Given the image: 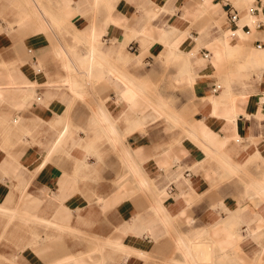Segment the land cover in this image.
Masks as SVG:
<instances>
[{
  "label": "crops",
  "instance_id": "crops-1",
  "mask_svg": "<svg viewBox=\"0 0 264 264\" xmlns=\"http://www.w3.org/2000/svg\"><path fill=\"white\" fill-rule=\"evenodd\" d=\"M261 1L0 0V264H264Z\"/></svg>",
  "mask_w": 264,
  "mask_h": 264
},
{
  "label": "bare ground",
  "instance_id": "bare-ground-1",
  "mask_svg": "<svg viewBox=\"0 0 264 264\" xmlns=\"http://www.w3.org/2000/svg\"><path fill=\"white\" fill-rule=\"evenodd\" d=\"M251 16H249V15H247V16H245V17H243L240 21H239V25H246V24H250V22H251ZM132 35V34H131ZM88 36V35H87ZM136 36V35H135ZM90 37V36H89ZM131 37V36H130ZM162 40H168L167 38H166V34H163L162 35ZM93 41V40H92ZM95 51V49L94 48H91V52L93 53ZM90 54V53H89ZM87 56V55H86ZM90 57H91V55H90ZM92 58V57H91ZM94 58V57H93ZM95 59V58H94ZM221 60V59H220ZM219 60V61H220ZM89 62V61H88ZM96 62V61H95ZM90 63H91V61H90ZM217 62H214V61H212V64H216ZM96 64V63H95ZM91 65V64H90ZM92 66V65H91ZM94 66V65H93ZM85 67V66H84ZM90 67V66H89ZM88 67V68H89ZM82 69V68H81ZM84 69V68H83ZM71 84H72V82H71ZM77 84V83H76ZM75 84V85H76ZM79 84H80V82H79ZM89 84V83H88ZM83 86V85H82ZM73 87V86H72ZM135 88H142V82H137V81H135ZM74 89V88H73ZM76 90V89H75ZM77 92H78V90H77ZM75 93V92H74ZM77 94V93H76ZM140 95V94H139ZM139 95H137V96H139ZM78 96V95H77ZM140 99L141 100H144V102H145V104H147V108H149V109H152L153 110V112L150 114V116L149 117H146V116H144L145 114L143 113V112H135V114H134V123H135V125L136 126H143L144 125V123L145 122H147L148 120H152L153 118H157V117H160V118H164L165 120H167V121H169V122H171V123H174V122H176V121H178V120H180L179 119V117L177 116V115H175V114H172V113H167V112H165L164 111V109H161L160 107H156V106H154V104H153V102L151 101V99H148V98H146V97H142V95H140ZM137 97L135 96L134 97V102H135V104L137 103ZM213 100V99H212ZM119 101H121V100H119ZM233 116V115H232ZM122 118H124V120H126V116L124 115V116H121ZM174 125V124H173ZM193 134V133H192ZM199 147V146H198ZM142 185V184H141ZM257 185V184H256ZM245 188H247V187H245ZM253 194H255V193H253ZM256 195V194H255ZM258 196V195H257ZM153 197V196H152ZM155 198V197H154ZM258 198H260V197H258ZM257 199V198H256ZM261 199V198H260ZM262 200V199H261ZM264 201V200H263ZM251 202V201H250ZM9 221H10V219H9ZM115 235H116V232L114 233ZM120 235V234H119ZM233 237V236H232ZM115 238H116V236H115ZM234 238V237H233ZM235 239V238H234ZM112 240V239H111ZM249 240V239H248ZM234 241H237L236 239L234 240ZM202 243V242H201ZM198 244V243H197ZM258 246H260V245H258ZM209 248V247H208ZM236 248V247H235ZM198 249V248H197ZM233 250V249H232ZM237 250V249H236ZM208 251H209V249H208ZM223 251V250H222ZM234 251V250H233ZM238 251H239V248H238ZM248 251V250H247ZM263 251V250H262ZM211 252H213V251H211ZM210 252V253H211ZM231 252V251H230ZM237 252V251H236ZM240 252V251H239ZM216 253V252H215ZM235 253V252H234ZM199 254V253H198ZM236 254V253H235ZM212 254H210V256H211ZM199 256L200 255H198V258H199ZM216 256V255H215ZM220 256H222V255H220ZM233 257V256H232ZM236 257V256H235ZM206 258V257H205ZM214 258V257H213ZM212 258V259H213ZM259 258V257H258ZM187 259V258H186ZM203 261V260H202ZM197 262H198V260H197ZM196 262V263H197ZM233 262V261H232ZM195 263V262H194ZM257 263V262H256ZM246 264V263H245Z\"/></svg>",
  "mask_w": 264,
  "mask_h": 264
},
{
  "label": "built area",
  "instance_id": "built-area-1",
  "mask_svg": "<svg viewBox=\"0 0 264 264\" xmlns=\"http://www.w3.org/2000/svg\"><path fill=\"white\" fill-rule=\"evenodd\" d=\"M253 2H255L258 6H261L262 5V1L261 0H253ZM251 12H253V11H258L257 9H251L250 10ZM228 17H229V20L232 22V23H234L236 20H237V18H238V13H237V11L235 10V9H230L229 11H228ZM262 25L261 24H256L255 25V27L256 28H260ZM247 33V32H246ZM258 47H260L259 45H258ZM221 89V86L219 85V84H214L211 88H210V93L211 94H215V93H217L219 90Z\"/></svg>",
  "mask_w": 264,
  "mask_h": 264
},
{
  "label": "rangeland",
  "instance_id": "rangeland-1",
  "mask_svg": "<svg viewBox=\"0 0 264 264\" xmlns=\"http://www.w3.org/2000/svg\"><path fill=\"white\" fill-rule=\"evenodd\" d=\"M262 19H264V18H262ZM264 21V20H263ZM172 68L173 67V65L172 64H167V68ZM170 82H168V84H169ZM222 87H223V83H222Z\"/></svg>",
  "mask_w": 264,
  "mask_h": 264
}]
</instances>
